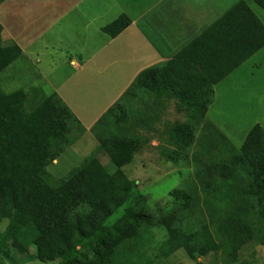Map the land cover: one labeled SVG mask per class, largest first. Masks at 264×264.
<instances>
[{"label": "trees", "instance_id": "obj_1", "mask_svg": "<svg viewBox=\"0 0 264 264\" xmlns=\"http://www.w3.org/2000/svg\"><path fill=\"white\" fill-rule=\"evenodd\" d=\"M251 2L264 11V0ZM131 25L123 15L102 31L115 39ZM1 35L0 26V76L25 57ZM262 50L264 24L245 1L237 3L172 60L142 71L91 128L97 151L55 185L48 168L86 129L56 93L36 104V91L30 101L31 91L6 94L0 86V221L12 222V247L22 255L34 249L43 264H157L181 250L193 261L223 252L225 263L237 264L245 245H264V129L255 126L236 150L214 143L217 130L207 119L215 87ZM163 98L187 116L169 127L177 150L164 156L176 164L192 158L194 178L170 194L172 208L157 214L126 208L110 227L136 197L123 169L151 142L146 133L167 125ZM183 141L194 146L192 156L183 155ZM101 153L116 172L102 165ZM155 228L168 239L152 257L146 234Z\"/></svg>", "mask_w": 264, "mask_h": 264}, {"label": "rangeland", "instance_id": "obj_2", "mask_svg": "<svg viewBox=\"0 0 264 264\" xmlns=\"http://www.w3.org/2000/svg\"><path fill=\"white\" fill-rule=\"evenodd\" d=\"M160 1L51 0L49 3L44 0L18 1L21 3L19 10L22 13L19 12V19H16L19 26L17 33L21 32L20 29H27V36L33 39H27L29 45L26 48L27 58L20 59L0 76L2 90L6 94L19 90L27 93L31 91L28 97L30 101L33 99L32 92L36 91L38 93L36 104L56 93L65 100L74 115L82 119L85 125H90L110 107L113 100L114 103L118 100L122 91L128 89L135 79L136 71L142 72L146 69L143 68L145 63L138 58V55L146 50L138 51L134 47L137 42L142 44L143 33L139 34L137 30L128 31L117 42L108 45L110 37L103 33L102 29L123 15L134 21L145 14V19H150V23H154L159 18L157 13L161 12ZM242 1L250 6L264 24V11L251 0H191L194 7L190 12L196 22L193 34L196 35L201 29L209 27V23ZM55 4L60 8H49ZM210 4L216 9L209 12ZM1 6L0 26L2 25V32L7 33H4V41L7 44V41L13 42L12 36H15L13 28L16 25L13 27L10 23L8 7ZM14 30L16 31L15 28ZM41 30L44 32L41 33ZM36 31L40 33L30 35ZM157 42L159 41L156 40L155 43ZM75 55H80L78 57L81 58L78 59ZM71 59L81 63L83 69L77 70L70 64ZM87 59L89 62L83 65ZM215 90V104L207 115V119L217 130L213 141L217 146L230 142L232 147L240 150L255 126L259 125L264 129V50L221 82ZM162 117V124L167 122V125H161L158 133L145 135L151 141H157L160 147H149L123 169L135 186L136 197L109 220L107 225L110 227L116 226L122 220L126 208L140 213L149 211L151 214L172 208L174 202L170 194L177 190H186L191 177L194 178L196 166L192 158L189 160L183 158L176 164L166 159L163 154L160 155L159 151L166 145L165 140L170 136L169 127L184 124L186 114L175 109L172 113H163ZM197 131L195 136L200 133ZM181 144L183 155L187 151L186 154L192 156L194 146L189 148L184 141ZM97 149L98 141L92 133L83 136L48 168L51 183L55 185L65 179ZM98 159L108 172L117 171L104 153L99 154ZM105 177H108L107 173ZM11 224L9 220L0 221V258L4 264H43L35 258L34 249H31L29 254L22 255L12 247V240L8 235ZM146 235L153 244V251L150 254L154 257L157 254L154 250L167 241V231L155 228ZM222 253L193 261L184 250H181L169 259L158 261L157 264H227ZM237 264H264V245H257L255 242L245 245L239 253Z\"/></svg>", "mask_w": 264, "mask_h": 264}, {"label": "crops", "instance_id": "obj_3", "mask_svg": "<svg viewBox=\"0 0 264 264\" xmlns=\"http://www.w3.org/2000/svg\"><path fill=\"white\" fill-rule=\"evenodd\" d=\"M18 1H20V0H12V2H11V0L10 1L8 0L7 2H5L1 6V8L8 7L9 15L11 16L10 17V23H12L13 27L16 25V27H14L16 29V31L13 28V31L15 34V36H12L13 42L7 41V44L5 43V41H4L5 34L4 33H6V32H2L1 36H2L3 42L6 46H9V45L19 46L21 48V50L23 51L24 56L27 58L26 48L29 47V45L27 43V39H29L31 37L27 36V34H28L27 29L23 30V29L19 28L21 30V32L17 33V27H19V26H18V20L16 21V19H19V15H18L19 12L22 13V11L19 10V8L21 7V5H20L21 3L20 2L18 3ZM44 1H47L48 3L51 2V0H44ZM172 1L173 2H171V0H161L159 2V5H160L159 11H161V12L157 13V14H159V18H157V20H155L154 23H150V19L149 20L145 19L146 15L143 14L138 20L135 19L134 21H132V25L130 26V28L125 30L117 38L112 39L110 37V41L108 42V45L117 42L120 39V37L124 36L128 31L137 30V33H139V34L143 33V38L141 40L142 44L137 42L136 44H134V47H136V49L138 51L146 50V52L140 53L141 57L138 55V58L145 63L144 64L145 67H143V68L148 69L152 66L164 64V63L172 60L184 48H186L193 40L200 37L211 25L216 23L220 18H222L228 12L227 11L226 13L221 15L220 18H217L215 21H212L211 23H209L210 24L209 27H205L204 29H201L200 31H198L196 33V35H194L192 30H194V25H196V22H194V19L191 16L192 13L190 12V10L193 9V7H194L191 4V0H181V1L180 0H172ZM177 1H179V3ZM174 2H175V4H173ZM48 3L46 4V6H48ZM43 6H44V3H43ZM55 7H57V4L51 5L49 8H55ZM57 8H60V7H57ZM208 8H209V12L211 10L216 9V8H214L213 4L208 5ZM10 10H12V12H10ZM206 11H208V10H206ZM157 14H155V15H157ZM15 21H16V24H15ZM141 23H144V24H141ZM178 25H179V27H178ZM28 29H30V28H28ZM43 30H44V28H43ZM43 30H41V33L44 32ZM32 32H34V31H32ZM37 32L38 31H36L35 33H30V35L33 36V34H37ZM38 33H40V32H38ZM145 33H147V35H145ZM140 38H141V36L138 39L140 40ZM31 39H33V38H31ZM156 40L159 42L155 43ZM22 46H24V47H22ZM75 56L78 59L81 58V57H78L80 55H75ZM136 58H137V56H136ZM88 62H89V60L87 59L83 63V65H85ZM70 64L75 66L77 68V70H79V71L83 69V66L82 65L80 66L81 63L79 64L73 59H71ZM140 73H141L140 70L136 71L134 78H136ZM215 89H216V87H215ZM124 92H125V90L122 91V94ZM120 97L121 96H119L118 99ZM215 97H216V90H215ZM62 101L65 103V100L62 99ZM114 101L115 100H113L111 102L110 107L113 105ZM162 103H163V105H162V109H161L162 111L161 112L172 113V111L176 109L179 113L184 114V111H180L178 104L175 100H167V99L163 98ZM214 104H215V98H214V103L211 106V108L214 106ZM110 107L106 108L105 111H103L93 122L90 123V125H85V123L82 121V119L78 118L75 115L77 117V119L80 121V123L82 124V126L86 129L85 135L91 133V131H90L91 128L94 126V124L101 118V116ZM210 109H209L208 113L210 112ZM165 144L166 145L162 146V148L159 150L161 153L160 155H162V154L168 155V154L175 151V148L172 147V143L170 142L169 139L165 140ZM149 147L158 148L160 146L158 145L157 141L153 140L146 147H144L143 150L138 155H140L144 150L149 149Z\"/></svg>", "mask_w": 264, "mask_h": 264}]
</instances>
